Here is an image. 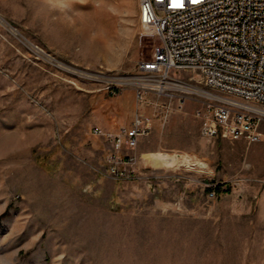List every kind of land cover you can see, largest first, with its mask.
Segmentation results:
<instances>
[{
    "label": "rangeland",
    "instance_id": "374dc122",
    "mask_svg": "<svg viewBox=\"0 0 264 264\" xmlns=\"http://www.w3.org/2000/svg\"><path fill=\"white\" fill-rule=\"evenodd\" d=\"M0 18V264H264V141L204 137L201 97L154 118L135 177L109 173L136 107L118 81L158 44L140 0H0Z\"/></svg>",
    "mask_w": 264,
    "mask_h": 264
},
{
    "label": "built area",
    "instance_id": "2783aa9c",
    "mask_svg": "<svg viewBox=\"0 0 264 264\" xmlns=\"http://www.w3.org/2000/svg\"><path fill=\"white\" fill-rule=\"evenodd\" d=\"M140 28L158 44L137 75L118 81L135 86L136 107L131 124L113 135L110 175H137L129 149L151 132L155 117L182 109L189 95L202 98L195 115L204 137L264 141V0H140Z\"/></svg>",
    "mask_w": 264,
    "mask_h": 264
},
{
    "label": "bare ground",
    "instance_id": "6f19581e",
    "mask_svg": "<svg viewBox=\"0 0 264 264\" xmlns=\"http://www.w3.org/2000/svg\"><path fill=\"white\" fill-rule=\"evenodd\" d=\"M0 21L3 23V24H7L6 20H4L3 18H0ZM189 89L193 90V91H197L198 93H201V94H205L204 90L202 89H199V88H196V87H192V86H189ZM167 157V155L165 156ZM158 162L159 161H165L167 162V160H169V158H164V157H157ZM169 162V161H168Z\"/></svg>",
    "mask_w": 264,
    "mask_h": 264
}]
</instances>
